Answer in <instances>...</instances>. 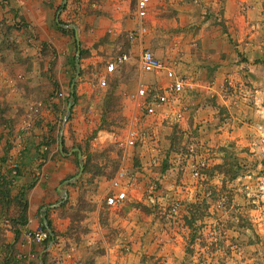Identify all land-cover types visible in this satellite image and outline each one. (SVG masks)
<instances>
[{"label": "rangeland", "instance_id": "374dc122", "mask_svg": "<svg viewBox=\"0 0 264 264\" xmlns=\"http://www.w3.org/2000/svg\"><path fill=\"white\" fill-rule=\"evenodd\" d=\"M134 11L135 0H65L52 13L74 94L61 141L67 154L81 152V159L71 153L69 177L83 170L49 219L54 239L30 261L264 264V0L150 1L141 47L172 66L183 89L150 116L137 114L151 136L144 152L118 145L135 92L143 85L151 101L169 82L140 70V44L129 38ZM12 31L0 26V49ZM121 53L128 61L101 86L106 65ZM107 135L104 145L95 143ZM120 166L132 191L108 207L101 198Z\"/></svg>", "mask_w": 264, "mask_h": 264}, {"label": "crops", "instance_id": "0c3cea01", "mask_svg": "<svg viewBox=\"0 0 264 264\" xmlns=\"http://www.w3.org/2000/svg\"><path fill=\"white\" fill-rule=\"evenodd\" d=\"M63 1L45 5L44 0H0V26L13 30L12 42L5 41L2 45L7 48L0 49V176L7 175L6 159L15 153L20 168L14 183L6 186L9 198L0 193V264H33L30 260L40 258V253L36 254L39 245L31 242L25 231L40 223L44 225L45 215L51 220L68 199L73 184L68 183L72 178H67L74 173L75 158L70 154L72 150L66 153L67 143L60 147L62 135L64 140L69 136L68 125L62 124V113L67 110L66 99L72 92V75L69 62L64 63L63 58V50L68 47L59 45L63 36L56 26L61 25L52 14ZM2 2L7 3L8 9ZM16 18L24 24L20 36L13 26ZM135 24L134 19L130 33ZM132 42L140 44V54L142 39ZM49 93L51 97L45 98ZM58 93L60 96H56ZM69 125L80 137L78 122L72 120ZM41 145H47L48 152L40 166L41 174L35 178L32 169L38 162ZM138 150L144 152L145 148L134 151ZM19 194L25 205L23 225H19L22 211L14 199Z\"/></svg>", "mask_w": 264, "mask_h": 264}, {"label": "built area", "instance_id": "2783aa9c", "mask_svg": "<svg viewBox=\"0 0 264 264\" xmlns=\"http://www.w3.org/2000/svg\"><path fill=\"white\" fill-rule=\"evenodd\" d=\"M151 0H135V20L136 24L134 29L131 31L129 38L134 40L136 38H142L146 32L145 21L148 16V6ZM5 9H8L7 3H1ZM14 28L19 32L23 31L24 24L18 18L13 22ZM24 29L27 30V27ZM128 61V56L125 53L118 54L113 58L105 67V73L99 77V83L101 86L106 84L107 76L113 73L118 67L124 65ZM138 63L141 72L150 74L163 73L166 80L169 82V86L159 95H155L151 101H146L147 89L146 87L139 86L135 92V100L131 110V116L129 118V127L126 131L124 137L118 140L119 147L122 150L134 151L141 148L147 142H151V136L146 130L138 127L137 114L141 112L146 116H150L155 112L156 106L167 105L174 92H180L183 89V81L181 76L178 75L177 71L172 66H165L161 59L156 56L153 51L149 49H142L138 56ZM60 96V93L56 94ZM41 106V104L37 105ZM63 124V123H62ZM106 137L99 136L95 143L103 144L106 142ZM112 138V136H109ZM19 141L21 136L17 137ZM108 143V142H107ZM104 145V144H103ZM15 152H19V149ZM48 152L47 145H41L38 150V162L33 167L32 172L35 178L39 177L40 166L45 162V154ZM8 168L9 174H7L8 185L14 183L15 178L19 176V163L18 154L15 153L10 155L5 162ZM124 165V164H123ZM1 179V177H0ZM70 181V180H69ZM70 184V183H69ZM132 183L129 178L128 169L124 166H120L115 175L111 178L109 182L108 189L103 192L102 200L108 207H116L126 201L129 194L132 191ZM25 236L33 243L41 245L46 242L49 238V232L45 226L40 223L34 228L25 231Z\"/></svg>", "mask_w": 264, "mask_h": 264}, {"label": "trees", "instance_id": "16d2710c", "mask_svg": "<svg viewBox=\"0 0 264 264\" xmlns=\"http://www.w3.org/2000/svg\"><path fill=\"white\" fill-rule=\"evenodd\" d=\"M72 96H74L73 94V88H72V92H71ZM7 174H9V171L7 172ZM1 179H0V193L2 194V197L3 198H9V191L8 189L6 188V186H8V180H7V176L6 175H3V176H0ZM71 177H68V179H70ZM22 194H19V197H15V202L19 204V208L21 209V214H19V225H23L25 224V216H24V212H25V205L24 203L22 202ZM63 206L60 205L59 208H61ZM58 208V209H59ZM15 223V222H13ZM16 224V223H15ZM44 226L45 228H47L50 232H49V238L46 242H44L43 244V247L46 248L47 247V244L49 243V241L53 240L54 237H55V233H54V230L52 229V225H51V222L50 220H48V217L47 215H45L44 217ZM16 232V230H15Z\"/></svg>", "mask_w": 264, "mask_h": 264}, {"label": "water", "instance_id": "95a60500", "mask_svg": "<svg viewBox=\"0 0 264 264\" xmlns=\"http://www.w3.org/2000/svg\"><path fill=\"white\" fill-rule=\"evenodd\" d=\"M78 53H79V52L77 51V55H78ZM76 76H78V73H77ZM71 98H72V95H71ZM71 103H72V100H70L69 105L67 106V110H66V112L64 113V116H63V120H64V122H63V127H64V125H65V122H66L67 119H68ZM60 147H62V141H60ZM72 152H77V156H78V158L81 159V152L79 151V149H76V148L73 149V150L70 152V154H71ZM82 170H83V166L80 165V169H79L78 176L73 177L68 183H75V182L77 181L79 175L82 173ZM46 229H47V228H46ZM47 230H48V229H47ZM48 232H50V231L48 230ZM41 264H42V263H41Z\"/></svg>", "mask_w": 264, "mask_h": 264}, {"label": "flooded vegetation", "instance_id": "af4514ba", "mask_svg": "<svg viewBox=\"0 0 264 264\" xmlns=\"http://www.w3.org/2000/svg\"><path fill=\"white\" fill-rule=\"evenodd\" d=\"M71 180V179H70Z\"/></svg>", "mask_w": 264, "mask_h": 264}]
</instances>
